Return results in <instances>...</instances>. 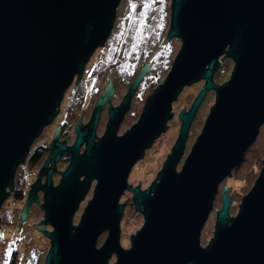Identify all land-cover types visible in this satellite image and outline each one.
Listing matches in <instances>:
<instances>
[{
	"label": "water",
	"instance_id": "95a60500",
	"mask_svg": "<svg viewBox=\"0 0 264 264\" xmlns=\"http://www.w3.org/2000/svg\"><path fill=\"white\" fill-rule=\"evenodd\" d=\"M120 2L0 0V211L34 140L59 113L69 87L79 84L94 51L104 46ZM168 7L165 38L178 39L180 47L136 121L118 135L150 64H142L116 107L109 104L113 88L111 74L107 77L87 124L79 117L72 126L71 144L68 136L60 140L59 125L55 128L18 223L27 220L32 203L43 210L35 227L49 242L44 264H264V157L233 216L225 184L212 237L205 246L200 243L219 185L240 165L264 124V0H169ZM226 60L230 75L218 83L213 77ZM199 81L203 85L189 108L177 115V137L155 179L146 189L139 182L131 187L129 174L166 131L172 103ZM210 91L213 105L184 154L192 120ZM106 103L107 121L97 137ZM65 154L68 162L57 171ZM54 173L60 176L56 185ZM89 190L91 198L74 224ZM126 192L143 222L123 249L120 199Z\"/></svg>",
	"mask_w": 264,
	"mask_h": 264
},
{
	"label": "rangeland",
	"instance_id": "374dc122",
	"mask_svg": "<svg viewBox=\"0 0 264 264\" xmlns=\"http://www.w3.org/2000/svg\"><path fill=\"white\" fill-rule=\"evenodd\" d=\"M131 1V2H130ZM153 0H121L119 6L116 10V16L114 19L113 29L107 40H105L104 49H107L113 53L112 61L108 62V64L104 67L101 72L92 73L91 70L96 66L94 63L96 51L91 56L88 62H86V66L84 68L82 77L77 86L71 85L69 89L65 92L63 100L61 102L60 111L54 117L53 122L44 128L42 133L29 149L32 153L36 146L42 145L47 146L51 140L53 133L55 132V128L57 125H60L62 122L67 121L65 114V105L72 102L74 95L78 94V92L82 88L84 89L83 93V101L82 106L79 107V115L82 113L84 108L87 105V108H90L98 97V93L101 92L102 88L106 85L107 77L111 74V78H116L115 83H117V93L118 97L112 98L109 104L113 106H117L119 102V98L125 94L126 87L132 81V69L130 68L129 60H136L141 69L142 64H150L145 72L144 78L139 82L137 86V90L134 93L132 98L131 107L128 113L126 114L124 120L119 126L118 135L122 134L126 129H128L132 123L136 121V118L139 112L142 109L143 103L147 94H150L151 89L157 86L159 83L163 81L164 75L162 71L157 75V68L159 66H163V64L172 62L176 52L178 51V47H180V41L176 38L166 39V31L169 24V14L170 7L169 0H160L158 5H155L153 8L152 17L148 23V26L143 27V19L138 16L139 12L143 11V4L151 3ZM130 9V10H129ZM127 10H129L127 12ZM127 12V13H126ZM158 25L160 30L158 31L159 37L156 38L157 42L155 44V51H149L143 49L147 46L148 36L153 28V25ZM124 28V29H123ZM123 29V30H122ZM102 49V48H99ZM143 49V50H142ZM136 54V56H134ZM132 60V61H133ZM132 63V62H131ZM158 63L157 67L156 64ZM232 68L231 62H229L226 73L222 76V79L218 81V83H222L226 81L230 75ZM157 76H160L159 80H157ZM151 80L155 79V83L151 87ZM128 81L129 83L125 82ZM144 82L145 87L141 90L142 83ZM203 85L202 81L196 82L190 86L184 87L180 92L178 98L171 105L172 116L170 121L167 122V129L161 136H159L153 143H151V147L145 151L143 154V158H141L135 165L133 166L129 177L128 183L131 187H135L138 182L140 188L146 189L151 182L155 179V174L161 168V163L166 158V155L169 154L170 149L175 141L179 129V121L177 119V115L180 112L182 107H185L184 110H187L192 102V99L196 96L197 92ZM82 87V88H81ZM74 88V89H73ZM79 88V90L77 89ZM214 92L210 91L206 94L202 103L200 104L197 113L192 120V124L189 129L188 138L185 143V151L186 154L192 145L193 141L197 137V135L201 131V127L204 123L206 115L209 111V107L213 105L214 102ZM108 109V104H104L101 115L100 124L97 128V137L103 134L106 122V112ZM77 115V119L79 118ZM76 119V121H77ZM75 121V122H76ZM75 122L70 123L71 128ZM72 132H67L66 136L69 135L68 145L73 142ZM72 136V137H71ZM41 148V147H40ZM39 149V148H38ZM264 157V124L261 126L257 137L254 140L252 146H250L244 154V158L241 161L240 165L233 169L231 172V176L229 178H225L222 183L218 187V191L216 192L213 209L201 231V239L200 243L202 246H205L209 239L212 237V232L214 228L215 222V211L219 210L221 207V191L224 188L225 184L228 185L225 192L229 195L232 200V206L229 209L230 216L235 215L237 211V205L240 201V198L247 193L250 187L253 184V180L256 178L258 174V169L261 167V160ZM45 160V159H44ZM40 163L38 167H36L35 173L38 172L43 161ZM182 159L178 165L180 164ZM66 160L60 162L57 165V171H62L65 168ZM24 165V164H23ZM19 166L15 173V179L19 171L21 170ZM58 173H55L53 177V182L57 184L59 179ZM33 178L28 177L27 182L25 183L23 200L21 203L14 202L11 198H7L2 206H1V222L4 216L3 213L10 212L11 214L19 213L24 203V199L26 196V191H28L30 180ZM92 190V188H90ZM91 190L87 194L85 200L80 204L79 209L74 215L73 223L77 224L79 220V216L82 212V209L85 207L87 200L91 198ZM127 199V200H126ZM39 203H42L41 193L38 198ZM121 203L125 202L124 215L122 217L120 228V245L124 248L129 247V238L131 234H134L142 225L143 217L140 213L134 211V205L131 202V194L126 192L120 199ZM43 210L36 203H32L29 208L27 220L20 224L18 228H9L7 226L0 224V264H7L9 260V254H11L12 250L17 249V256L19 258L20 264H32V259L36 258L37 264H44L45 253L49 248L48 240L39 233V230L36 227H40L36 225L43 218ZM20 214V213H19ZM36 225V227H35ZM46 231H50V227L48 225L41 226ZM106 234L103 233L97 240V246L102 243ZM114 261L112 257L110 259V263Z\"/></svg>",
	"mask_w": 264,
	"mask_h": 264
},
{
	"label": "trees",
	"instance_id": "16d2710c",
	"mask_svg": "<svg viewBox=\"0 0 264 264\" xmlns=\"http://www.w3.org/2000/svg\"><path fill=\"white\" fill-rule=\"evenodd\" d=\"M159 3H160V0H153L151 3H146V4L142 5L143 11L139 12L138 16L143 19V23H142L143 27L146 28L148 26L149 21L152 20L151 17H152V13H153V8L155 5H158ZM129 10H127V12ZM159 30H160V28H158V25H156V24H155V26L153 25V28H152V30H151L148 38H147L148 41H146L147 46L143 49L147 50V48H148V49H150L149 51L157 50L155 44L157 42L156 38L159 37V33H158ZM112 56H113V53L107 49H104V48L97 49L96 54H95L96 59L94 60V63L96 64V66L91 70V72L92 73L101 72L104 69V67L108 64V62L112 61L111 60ZM134 56H136V54ZM132 60L131 59L129 60V64H131L130 68L132 69V79H133L136 76V74L138 73V70L140 68H139L138 62L136 61L137 57H136V60H133V61ZM229 62H230L229 60H226L225 62H223L219 66V69L217 70L215 76L213 77L216 82L221 80L224 73H226V69H227ZM170 64H171V61H169L166 64L164 63L163 66H159L157 68V75H158V73H160V71H162L163 74H166L167 69H169V67H170ZM157 65H158V63L156 64V67H157ZM156 78H157V80H159L160 76H157ZM151 79L152 78H150V81H151L150 84L152 87V85L156 81H155V79L154 80H151ZM126 83H129V82L126 81L125 84ZM144 87H145V84L143 82L140 89L142 90ZM154 88L151 89V92ZM77 89L79 90V88H77ZM76 92H78V94L74 95L72 102L65 105V114H66L67 121L63 122V125H65V127H67V128H69V127L71 128L70 123L75 122L77 117H78L77 115H79V113H80L79 107L81 106V103L83 101L84 89L82 88L81 90L76 91ZM64 137H66V132H64L62 134L61 138H64ZM43 157H44V152L39 153L38 150H34L32 153H29L24 165L22 167H20L21 170L19 171L17 178L15 179V188H14L15 190L13 191L12 197H11V199L14 202L17 203L23 199L25 183L27 182L26 180L28 177L32 178L35 175L36 167H38L40 165V163L43 160ZM3 214H4V216L2 218V225L7 226L11 229H13V228L15 229V228L19 227V224H18L19 219H20L19 213L15 212L14 214H11L10 212H7V213H3ZM17 252L18 251L16 248L14 250H12L11 254H9L10 256H9V260H8L7 264H20L19 258L17 256L18 255ZM36 262H37L36 258L32 259V264H37Z\"/></svg>",
	"mask_w": 264,
	"mask_h": 264
},
{
	"label": "flooded vegetation",
	"instance_id": "af4514ba",
	"mask_svg": "<svg viewBox=\"0 0 264 264\" xmlns=\"http://www.w3.org/2000/svg\"><path fill=\"white\" fill-rule=\"evenodd\" d=\"M104 47V46H103ZM103 47H100V48H103ZM115 80H116V78H111V82L110 83H112L111 84V87L113 88V92H112V95H111V97H110V100H112V98H115V97H118V89H117V83H115ZM117 81V80H116ZM108 82H109V80H108ZM108 82H106L107 84L104 86V88H102V90H101V92L100 93H98L99 95H98V97L99 96H103L104 94H105V89H106V87H107V85L109 84ZM130 84V83H129ZM129 86V85H128ZM128 86L126 87V90H127V88H128ZM125 90V91H126ZM134 96V95H133ZM98 97H97V99H98ZM122 97H123V95L118 99L119 100V102H118V104L120 103V101H121V99H122ZM133 98V97H132ZM97 99L95 100V102H93V104H91L92 106L90 107V108H87V105H85L86 107L84 108V110L82 111V113H81V115H79V117H81V123H82V125L84 126L85 124H87V122L89 121V118H90V115H91V113H92V110H93V108H94V106L96 105V102H97ZM84 102V101H83ZM131 102H132V100H131ZM130 102V103H131ZM81 106H82V103H81ZM113 107H116V106H113ZM130 107H131V105H130ZM108 110V109H107ZM129 110H130V108H129ZM128 110V111H129ZM128 111L126 112V114L128 113ZM102 113V112H101ZM100 113V114H101ZM99 114V115H100ZM126 114H125V116H126ZM125 116H124V118H125ZM100 120H101V115L99 116V120H98V124H97V128H98V126H99V124H100ZM124 120V119H123ZM106 121H107V112H106ZM106 123V122H105ZM59 127V139L61 140L62 138V134L64 133V132H72V129H70V130H68V128L67 127H65V125H63V122L58 126ZM97 128H96V132H97ZM44 130V129H43ZM71 135L73 136V139H74V134H73V132L71 133ZM97 135V134H96ZM67 136H69V135H67ZM71 136V137H72ZM68 142H69V140H68ZM68 144V143H67ZM41 147V148H40ZM40 147L39 146H36L35 148H34V150H38V152L39 153H43L44 152V157H43V160L46 158V154H47V149L46 148H48V145L47 146H42V145H40ZM39 148V149H38ZM81 150H82V148H81ZM80 150V151H81ZM68 155L66 156V154L63 156V160H61L60 162H62V161H64V160H66V164H67V160H68ZM60 162H58L57 163V165L60 163ZM66 164H65V166H66ZM57 165H56V169H57ZM36 174L37 173H35V175L32 177L33 178V180L31 179L30 181V183H29V185L35 180V178H36ZM54 175H55V173L53 174V176H52V179H53V177H54ZM59 175V174H58ZM60 177V176H59ZM43 180H44V178H42V182H43ZM54 183V182H53ZM28 185V186H29ZM54 185H56V183H54ZM14 188H15V181H14ZM15 190V189H14ZM40 193H38V195H39ZM12 197V193H11V195L9 196V198H11ZM23 200V199H22ZM22 200H20L19 201V203H21L22 202ZM18 203V202H17ZM2 223V222H1ZM0 223V224H1Z\"/></svg>",
	"mask_w": 264,
	"mask_h": 264
}]
</instances>
